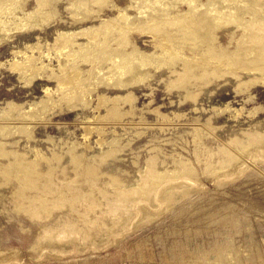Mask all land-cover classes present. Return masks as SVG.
I'll return each instance as SVG.
<instances>
[{
    "label": "rangeland",
    "instance_id": "rangeland-1",
    "mask_svg": "<svg viewBox=\"0 0 264 264\" xmlns=\"http://www.w3.org/2000/svg\"><path fill=\"white\" fill-rule=\"evenodd\" d=\"M0 264H264V0H0Z\"/></svg>",
    "mask_w": 264,
    "mask_h": 264
}]
</instances>
